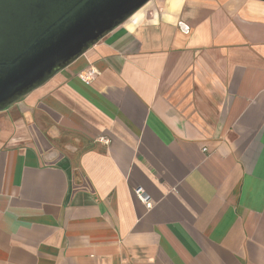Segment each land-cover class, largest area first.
<instances>
[{
	"label": "crops",
	"instance_id": "crops-1",
	"mask_svg": "<svg viewBox=\"0 0 264 264\" xmlns=\"http://www.w3.org/2000/svg\"><path fill=\"white\" fill-rule=\"evenodd\" d=\"M209 4L143 7L0 111V264H264V2Z\"/></svg>",
	"mask_w": 264,
	"mask_h": 264
},
{
	"label": "water",
	"instance_id": "water-1",
	"mask_svg": "<svg viewBox=\"0 0 264 264\" xmlns=\"http://www.w3.org/2000/svg\"><path fill=\"white\" fill-rule=\"evenodd\" d=\"M149 2L0 0V111L46 83Z\"/></svg>",
	"mask_w": 264,
	"mask_h": 264
},
{
	"label": "rangeland",
	"instance_id": "rangeland-1",
	"mask_svg": "<svg viewBox=\"0 0 264 264\" xmlns=\"http://www.w3.org/2000/svg\"><path fill=\"white\" fill-rule=\"evenodd\" d=\"M249 1L250 0H212V4H209V5H211L212 8L223 10L225 13H229V12H232V10H234V8L232 6L234 5L235 2L247 3ZM154 4L155 5H159V4L164 5V0H163V2H162V0H150V2L144 6L145 11H147V9H149L147 11L149 16H151L154 12V9H152L153 8L152 6Z\"/></svg>",
	"mask_w": 264,
	"mask_h": 264
},
{
	"label": "built area",
	"instance_id": "built-area-1",
	"mask_svg": "<svg viewBox=\"0 0 264 264\" xmlns=\"http://www.w3.org/2000/svg\"><path fill=\"white\" fill-rule=\"evenodd\" d=\"M97 71L92 68L88 73H86L85 75L82 76V78L84 79V81H86L87 83H90L91 80L93 79V77L96 75ZM102 140H104V138H101ZM136 194L138 195V197L144 201L146 203V205L148 207L152 206L151 200H150V196L142 189V188H138L136 189Z\"/></svg>",
	"mask_w": 264,
	"mask_h": 264
},
{
	"label": "bare ground",
	"instance_id": "bare-ground-1",
	"mask_svg": "<svg viewBox=\"0 0 264 264\" xmlns=\"http://www.w3.org/2000/svg\"><path fill=\"white\" fill-rule=\"evenodd\" d=\"M171 8H178L183 0H169Z\"/></svg>",
	"mask_w": 264,
	"mask_h": 264
}]
</instances>
